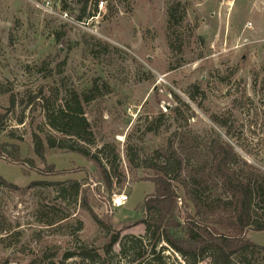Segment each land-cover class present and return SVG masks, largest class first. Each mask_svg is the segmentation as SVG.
I'll list each match as a JSON object with an SVG mask.
<instances>
[{"label": "rangeland", "instance_id": "374dc122", "mask_svg": "<svg viewBox=\"0 0 264 264\" xmlns=\"http://www.w3.org/2000/svg\"><path fill=\"white\" fill-rule=\"evenodd\" d=\"M172 1L104 0L95 8V0H0V175L21 188L0 186V264H146L152 243L137 206L155 192L154 174L131 168L128 153L136 163L149 160L175 131L218 133L234 162L264 171V0H181L188 7L181 52L171 50L165 30ZM93 85L98 98L85 105L96 140L90 148L111 145L104 161L117 154L125 176L111 189L81 154L47 149L41 160L34 151L35 134H56L42 96L56 89L59 104L71 90ZM17 154L34 166L6 159ZM51 165L57 174H41ZM69 180L83 184L100 219L123 229L121 239L144 238L145 257L132 262L121 241L107 252L109 233L83 206L82 193L28 187ZM182 198V211L192 212ZM246 238L264 245V231L248 230ZM157 251L167 264H187L164 242Z\"/></svg>", "mask_w": 264, "mask_h": 264}, {"label": "trees", "instance_id": "16d2710c", "mask_svg": "<svg viewBox=\"0 0 264 264\" xmlns=\"http://www.w3.org/2000/svg\"><path fill=\"white\" fill-rule=\"evenodd\" d=\"M100 1L104 0H95V8ZM187 8L181 0L172 1L167 6L165 30L169 46L175 52L183 49L182 26L187 18ZM95 86L88 91L71 90L59 104L60 96L56 89L49 97L42 96L46 123L56 134L48 132L43 137L35 134L34 151L41 160L45 159L47 149L81 154L101 169L103 180L111 189L114 184H121L125 176L120 173L117 154L108 163L104 161L107 152L113 153L111 145L104 144L95 152L90 148L96 145V140L85 105L98 98L94 93ZM5 91L0 84V93ZM173 111L179 112V108ZM2 119L0 113V122ZM2 130L0 124V134ZM15 148L18 150L19 147ZM1 153L2 149L0 158H4ZM235 157L234 149L224 143L218 133L206 138L177 131L168 145L157 148L155 156L149 160L136 163V155L128 153L131 168H146L154 174L155 192L147 195L137 206V212L142 214L139 223L146 226L145 239L152 243V259L146 264H167L165 255L157 251L162 242L180 254L187 264H200L206 257L211 258V264H252L258 256L264 257V245L246 238L248 230L264 231V171L247 161L239 165L234 162ZM6 159L34 166L33 160L30 164L18 154ZM51 173L57 174L53 165L47 171H41V174ZM0 186L21 189L1 175ZM36 186H61L59 193L62 196H66L70 188L75 198L82 193L83 206L109 233L107 252H112L113 246L121 241L122 252L131 251L132 262L145 257L144 238L126 235L121 239L120 231L123 229H116L110 221L100 219L94 213L80 181H34L28 187ZM182 197L192 205V212L182 211L179 203ZM164 250L165 247L161 251ZM98 256L92 255L93 258Z\"/></svg>", "mask_w": 264, "mask_h": 264}, {"label": "built area", "instance_id": "2783aa9c", "mask_svg": "<svg viewBox=\"0 0 264 264\" xmlns=\"http://www.w3.org/2000/svg\"><path fill=\"white\" fill-rule=\"evenodd\" d=\"M122 199H123V196H120L119 198H117L115 200V204L118 205V206H120L122 204Z\"/></svg>", "mask_w": 264, "mask_h": 264}]
</instances>
